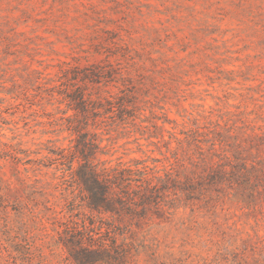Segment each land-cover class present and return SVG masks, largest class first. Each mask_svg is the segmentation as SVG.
Returning a JSON list of instances; mask_svg holds the SVG:
<instances>
[{"label": "rangeland", "instance_id": "374dc122", "mask_svg": "<svg viewBox=\"0 0 264 264\" xmlns=\"http://www.w3.org/2000/svg\"><path fill=\"white\" fill-rule=\"evenodd\" d=\"M63 72L102 105L86 127L98 158L163 174L177 152L180 178L200 183L171 214L121 219L133 264H264V173L249 204L205 179L215 135L214 162L239 143L264 165V0H0V226L21 225L17 247L0 229V264H72L57 235L68 172L50 163L74 138ZM118 102L134 114L112 118Z\"/></svg>", "mask_w": 264, "mask_h": 264}, {"label": "trees", "instance_id": "16d2710c", "mask_svg": "<svg viewBox=\"0 0 264 264\" xmlns=\"http://www.w3.org/2000/svg\"><path fill=\"white\" fill-rule=\"evenodd\" d=\"M73 78L63 72L56 90L74 110L73 115L66 118V127L74 135L72 145L50 151L54 155L50 163L61 166L59 169L68 172L69 177L60 183L62 190L68 191L62 195L61 207L68 217L58 223V242L72 264H133L137 249L127 235L128 225L123 224L121 219L126 217L132 221L144 218L150 210L171 214L180 207L182 197L186 202L193 198V190L200 183L195 184L186 176L180 178L178 169L184 165L177 152H173V161L163 169V174L140 160H135V167H132L122 163L107 165L106 160L98 158L97 155L105 151L100 146L97 134L87 131L86 127L89 111L102 105L99 101L85 98L83 89L72 83ZM107 103L109 107L115 106L112 102ZM116 106L117 111L111 116L114 119L124 121L134 114L133 108L127 109L121 102ZM189 136L192 138L188 145L194 146L200 159L204 158L197 144L201 140L196 131ZM215 144L223 147L219 135H215V141L207 150L206 163L211 170L206 174V183H227L229 188L237 187L238 195L247 204L252 203L258 192L252 182L259 179L260 173H264V165L248 163L239 143L233 145L230 156L225 155V162H214L213 156H219L215 154L216 150L210 152ZM74 162L75 168L72 167ZM138 164L141 166L138 167ZM2 223L0 229L7 235L8 244L20 246V243L13 241L16 238L13 235L21 229V225H9L6 221ZM23 258L30 260V252H26Z\"/></svg>", "mask_w": 264, "mask_h": 264}]
</instances>
